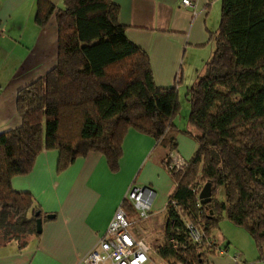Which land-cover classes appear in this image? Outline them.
<instances>
[{
    "label": "trees",
    "instance_id": "trees-1",
    "mask_svg": "<svg viewBox=\"0 0 264 264\" xmlns=\"http://www.w3.org/2000/svg\"><path fill=\"white\" fill-rule=\"evenodd\" d=\"M35 5L37 26L54 16L55 63L16 91L19 123L0 132V244L13 240L20 248L37 234L39 207L28 192L13 190L10 180L27 174L41 150H57V171L93 151L116 172L122 139L133 129L167 151L163 167L172 182L170 203L164 206L162 235L151 240L162 264H206L217 254L216 243H187L174 251L165 233L171 223V231L184 238V222H190L212 238L222 214L247 231L262 260L264 97L233 99L232 92L264 70V0H220L218 24L209 34L212 51L184 92L183 130L174 123L180 108L176 83H154L148 55L125 35L113 0H62L57 9L47 0ZM179 131L195 149L185 167L174 171L168 154ZM205 182L210 199L197 203L196 192ZM217 186L223 200L215 197ZM121 206L128 217L135 216L127 200Z\"/></svg>",
    "mask_w": 264,
    "mask_h": 264
},
{
    "label": "crops",
    "instance_id": "crops-1",
    "mask_svg": "<svg viewBox=\"0 0 264 264\" xmlns=\"http://www.w3.org/2000/svg\"><path fill=\"white\" fill-rule=\"evenodd\" d=\"M47 1L55 9L61 7L62 0ZM190 1L191 7L181 5L180 0H113L125 35L148 55L154 83L160 87L176 83L178 97L180 91L184 96L209 57V34L216 30L219 17L220 0ZM35 4L36 0H0V132L19 123L16 91L55 63L54 16L37 26L33 20ZM175 141L174 150L187 160L195 142L182 131ZM121 151L116 172H110L104 157L93 151L57 171V150L52 149L41 150L27 174L13 176L11 188L28 192L38 205L41 228L20 248L13 240L1 243L0 264H83L81 257L103 233L130 185L153 191L149 217H129L130 230L150 247L145 264H162L151 240L162 235L164 205L172 190L163 167L167 151L150 136L133 129L125 133ZM47 214L52 216L47 218ZM212 237L224 251L210 257L209 263L234 264L251 259L249 264H264V260L247 257L234 244L233 252H229L225 236L220 242Z\"/></svg>",
    "mask_w": 264,
    "mask_h": 264
},
{
    "label": "built area",
    "instance_id": "built-area-1",
    "mask_svg": "<svg viewBox=\"0 0 264 264\" xmlns=\"http://www.w3.org/2000/svg\"><path fill=\"white\" fill-rule=\"evenodd\" d=\"M181 5L193 6L190 0H180ZM168 167L174 171H181L186 160L175 150L168 154ZM197 191V189H195ZM194 190V191H195ZM198 192H196V202H199ZM153 191L147 186L130 185L125 193L124 199L128 201L135 211V218L138 220L147 219L150 215V203ZM166 203H170L167 198ZM165 206V205H164ZM131 221L126 211L121 206V202L115 208L109 222L96 243L80 259L83 264H145L149 257V245L140 237H135L130 230ZM169 230L165 233L166 243L170 249L177 251L186 247L187 243H201L214 245L215 241L209 237H203L202 232L190 222H184L185 237ZM224 248L217 247V252L222 253ZM236 261V255L233 256Z\"/></svg>",
    "mask_w": 264,
    "mask_h": 264
},
{
    "label": "rangeland",
    "instance_id": "rangeland-1",
    "mask_svg": "<svg viewBox=\"0 0 264 264\" xmlns=\"http://www.w3.org/2000/svg\"><path fill=\"white\" fill-rule=\"evenodd\" d=\"M216 24H218V19ZM244 84H245L244 89H240L239 91L236 90L235 92H232L233 99H238L242 95H248L251 93H258L262 97H264V70L260 71L258 76L246 78ZM182 93L183 92L181 91L179 93L178 100L180 103V108L178 114L174 118V123L180 128L186 129L188 103ZM214 194L217 199L223 200V191L221 186H217L215 188ZM212 234L214 235L217 242H220L221 237L225 236V239H227L229 242L227 245L229 252H233L231 250L234 249L233 247L234 244L235 246H237V248H240L242 251H244L247 257L251 258L254 256V258H257L253 241L251 237L248 235L247 231L242 227L231 224L226 219L224 214H222L221 218L218 220L217 227H215V229L212 230ZM248 260L251 259H246L245 263L249 264ZM262 260H264V258ZM207 264H211V263H209L208 261Z\"/></svg>",
    "mask_w": 264,
    "mask_h": 264
},
{
    "label": "water",
    "instance_id": "water-1",
    "mask_svg": "<svg viewBox=\"0 0 264 264\" xmlns=\"http://www.w3.org/2000/svg\"><path fill=\"white\" fill-rule=\"evenodd\" d=\"M198 198H199V202L201 204H204V203L209 201V199H210V184L208 182H205L201 186V188H200V190L198 192ZM37 214L38 213H35L34 215L36 216ZM51 216L52 215H49V214L46 215L47 218H49ZM40 223H41V218L40 217H36L35 218V232L36 233L40 232V228H41Z\"/></svg>",
    "mask_w": 264,
    "mask_h": 264
}]
</instances>
